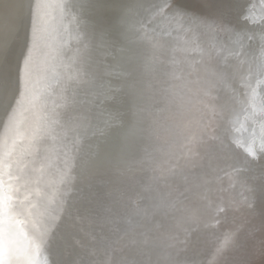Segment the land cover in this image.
<instances>
[{
    "label": "water",
    "instance_id": "water-1",
    "mask_svg": "<svg viewBox=\"0 0 264 264\" xmlns=\"http://www.w3.org/2000/svg\"><path fill=\"white\" fill-rule=\"evenodd\" d=\"M124 1L98 3L97 0H67L65 14L62 15L59 8L49 6L41 8L39 15L34 17L35 0H0V33L5 31V37L0 36V47L4 48L0 50L4 76L0 124L7 121L19 95L20 68L28 51L27 46L32 43L30 35L34 18L40 29L37 87L44 90L41 103H46L48 109L54 104H61L62 97L55 95L57 81L63 80L76 59V67L81 64L82 58L87 59L84 65H88L82 70L83 75L70 87L72 94L68 103H71L75 91L81 92L80 81L85 75L91 74L95 84L112 81L110 93L93 91L88 112L82 114L91 122L81 138L88 149L96 153L93 157L96 179H85L76 190L73 206L76 212L79 206L82 210L67 217V223L61 216L65 217L62 214L67 210L71 186L68 194L62 197L65 211L59 214L45 248L47 264L78 263L83 251L85 255L90 254L89 264L101 263L98 257H106L107 251L98 257L93 256L99 252V246L105 243L106 237H110L109 231L116 232L114 242L119 245L117 250L127 248L129 237L133 231L139 230L143 222L139 214H144L140 210L153 213L152 217H161L160 221L150 226L156 227L151 228L150 236L153 246L163 252L153 258L144 255L137 264H192L197 260L193 253L199 251H203L204 259H208L215 245L226 234L233 243L221 255L219 264H264V156L258 154L256 160L245 158L242 150L232 145L229 131L226 128L222 130L220 120L209 132H204L210 134V140L202 148L211 144L215 135H221L225 143L219 140V136L218 144L204 150L199 157V163L208 165V176H215L212 184H216L218 197L214 207L207 206L206 211L201 213L202 222L210 221L217 210L224 209L217 213V230L205 231L210 232L208 239L190 240L189 248L180 254L171 249L172 245L164 244L174 236L181 237L175 223L186 220L191 211L190 205H182L188 197L181 187L184 186V178L187 179L185 176L179 183L181 186L171 192H167L170 186L166 185L167 177L174 174L171 171L161 174L158 170L144 185L153 164L149 156H155L154 161L159 162L157 157L165 151L161 141L151 145L153 134L162 135L171 144L174 141L176 144L183 142L185 134L176 131L186 118H191L193 127L195 121H201L212 112L209 110L213 108L212 104L214 109H218L225 101L224 107H228V102H233L232 96L240 100L241 93L244 97L245 89L239 87L242 79L248 77L244 70L251 71V80L261 78L257 74V66L260 53L264 50V0H231L233 7L230 5V9L229 0H172L170 10L163 0H135L130 10L125 9ZM175 3L187 13L181 24L173 19ZM160 7L161 14L158 13ZM193 17L195 20L191 19ZM132 18L136 21L131 22ZM169 32L171 35H168ZM106 36L111 45L118 44L117 53L124 51L128 62L106 51L107 45L104 47L103 44V41L108 43ZM102 52L105 61L96 62ZM136 59L141 64L135 63ZM127 63L129 67L125 66ZM100 65H104L105 72L98 74ZM177 76L179 79H176ZM228 86L235 90L234 93L229 91L231 95L225 91ZM144 91L147 92L144 94ZM164 103L168 105V110L164 108ZM229 107L236 108L234 104ZM154 108L158 111L152 112ZM239 120L243 122L242 118ZM159 125L160 130L157 129ZM169 150L166 149V155ZM101 153L107 156L102 159ZM131 159L147 163L139 169L143 174L137 177V182L131 188L126 187L128 194L121 201V195L116 190L118 179L114 181L111 175L117 170L122 177ZM106 161L107 166L104 164ZM174 163L171 160L168 164ZM114 164H117V169ZM199 167L200 164H194L187 168L195 171ZM241 167L248 170L240 171L235 176L234 187L229 188L226 180L230 179L225 178L229 173L227 171ZM187 171L180 170V174L186 175ZM198 177L199 174L188 185H193ZM96 180L100 181V185ZM143 185L144 191L147 189L151 193L149 201L146 200V206L139 210L135 208L131 214L127 213L136 204L138 195L142 194ZM248 187L255 189L251 194L254 204L251 208L245 204L249 196ZM175 193L181 201L173 202L172 195ZM117 198L115 205L112 201ZM112 206H118V210L113 212ZM167 213L168 220L161 221ZM93 246L97 247L93 250Z\"/></svg>",
    "mask_w": 264,
    "mask_h": 264
},
{
    "label": "snow or ice",
    "instance_id": "snow-or-ice-1",
    "mask_svg": "<svg viewBox=\"0 0 264 264\" xmlns=\"http://www.w3.org/2000/svg\"><path fill=\"white\" fill-rule=\"evenodd\" d=\"M97 2L107 3L109 0ZM65 3L67 0H35L34 17L39 15L41 8L49 6L59 8L63 15ZM163 3L171 7L172 0H163ZM186 16V12L177 9L173 19L181 24ZM191 19L195 20L194 17ZM39 31L34 18L32 43L20 68L19 95L7 121L0 124V264H42V261L47 264L45 248L55 222L64 210L62 197L68 194V185L75 179L72 172L83 145L78 131L81 124L76 123L79 118L66 113L61 119L58 109L64 108V104H54L48 109L46 103H41L44 90L37 87L39 81L35 75ZM260 56L257 74L261 78L256 80L255 86L251 83V74L242 79L241 87L245 89L243 101L232 96L233 104L241 106L240 111L248 121L264 115V99L260 93L261 87H264V50ZM3 89L0 61V101ZM232 123L233 130L239 133L241 129L237 125L243 126L239 118ZM232 142L256 160L257 153H264V128L259 136L255 132L251 138L233 136ZM247 170L243 167L234 169L236 172ZM247 191L249 196L245 204L251 208L254 206L251 194L255 189L248 187ZM220 211L224 209L220 208ZM228 247L230 244L226 237L217 251L222 255Z\"/></svg>",
    "mask_w": 264,
    "mask_h": 264
},
{
    "label": "bare ground",
    "instance_id": "bare-ground-1",
    "mask_svg": "<svg viewBox=\"0 0 264 264\" xmlns=\"http://www.w3.org/2000/svg\"><path fill=\"white\" fill-rule=\"evenodd\" d=\"M83 1H85V0H83ZM134 1L135 0H125L123 2V3L126 2L125 9L130 10V7H132ZM136 1H138V0H136ZM159 5H160V3L158 2L157 6H159ZM174 5H176V10H177L178 9L177 4L175 3ZM230 5L233 7V3L229 2L228 9L231 8ZM172 6H173V3L171 5V7H168L167 9L170 10L172 8ZM143 8L146 9V6H143ZM159 9L160 10L158 13L161 14L162 13L161 7ZM148 11H150L149 8H148ZM114 20H115V18H114ZM254 20H256V18H254ZM134 21H136V18L131 19V22H134ZM184 21H185V19H184ZM190 28L191 27L189 25L188 29H190ZM4 32L0 33L1 37H5ZM32 33H33V29L31 31V35H30L31 40H32ZM114 39H115V37L113 38V40ZM110 40H111V36H110ZM106 41H107V36H106ZM103 44H104V47H106V45H107L106 51H109L111 55L115 56V54H116V56H119V59L125 60V62L129 61V59H126V57L124 55V51H123V53H120L121 51L119 53L116 52V51H118V47H117L118 44L111 45V43H109V42L106 43L104 41H103ZM124 45H125V43H124ZM29 47H30V45L27 46V49ZM3 49L4 48L0 47V50H3ZM98 56L99 57L97 58L96 62H100V61L104 60L103 52L98 54ZM131 57H133V56H131ZM86 60H87L86 58H82L81 64L78 65V67H76V61H77V59H76L74 61V64L72 65V67L69 68V71L67 72V74L63 77V80H61L59 82V79H58L56 89H55V95L60 96V98L62 97L61 98V104L65 105L64 108L60 109L61 117L62 116L65 117L66 113H72L74 116L78 117L79 119L76 121V123L81 124L80 129H78L81 136L86 132V130L88 128H90V123H91L90 120L88 118L84 117L82 114H84V113L87 114V112H88L87 108L90 106V100L89 99H90L91 95H93L92 94L93 91L97 92L99 90V91H101L100 93H102V94L110 93L112 91V86H111L112 81L109 82V81L104 80L103 83L95 84L94 82H96V81L95 80L93 81L92 75L88 74L87 76L85 75L82 78V80L80 81L79 88H81V92L75 91L73 93L74 97L71 100V103H70V101H69L70 104L67 102V100H69L70 95L72 94V90H70V87L75 83V80H77V78H79L83 75L82 70H84L88 65V64L84 65V63H86ZM135 63L141 64L140 62H137V59L135 60ZM260 63H261V57H259V59H258V64H260ZM125 66L129 67V63L125 64ZM98 67L101 69L98 72V74L103 73V71L105 72L104 65H100ZM244 71L247 72L248 70H244ZM35 75L38 79V73L37 72L35 73ZM105 79L107 80L108 77L106 76ZM221 91L222 90L220 89L219 92H221ZM146 92L147 91H144V94ZM260 93H261L262 99H264V87H261ZM7 96L8 95H6V98H7ZM2 98H3V95H2ZM221 104L218 107V109L212 110V112H215V113L210 112L209 115L204 116L203 119H201V121L200 120L195 121L194 125H193L194 129H193V127H191V118H189V119L186 118L185 123L181 126L180 129H178L176 131L178 133L183 132L186 136V138L181 143L176 144L174 141L171 144L170 142H168L169 140H165V138L160 134H158V135L153 134L152 135L151 145L156 144L157 142L161 141L162 147H165V149H164L165 151L160 156L157 157L159 159V162L154 161L155 156H153V155L149 156V160H150V162H153V164H152L148 174L146 175V180H145L144 185L146 184V182H148L149 177H151L153 174L157 173L158 170H159V172L161 171V174L167 173V172L169 173L170 171L172 173H174V174H171L167 177L168 178L167 182H171V180H173L175 178L177 180V177L179 176L178 172H180V170H188L186 172V175L183 173L180 176L181 177L185 176L189 180L191 179L192 176L190 174L192 173V170L188 169L187 167H190L192 165L191 162L193 160H192V158H190L189 154H187V152L185 150L190 149L192 151L191 153L195 154L194 159L197 162L199 160V157L202 156V153H204V150L205 151L209 150L213 146H216L218 144L217 138L219 136H220L219 140L224 144L225 141L223 140V138H221V135H219V136L215 135L212 137V139L215 138V140L211 141L212 142L211 144L208 143L205 146V147H207V149H205V147L202 148L203 144L209 142V140H210V139H208V138H210V134L204 133V132H209L210 128L214 127V125H215L214 123H217V120H220L222 130L226 128L229 131V133L231 130L234 131L233 125H231V123H229V122L231 120L232 114H234V112H236V108H234V110H233L232 107H229L230 105L233 106V102H231V103L228 102V105H229L228 107H224V106H226L225 101H223ZM165 105L166 104L164 103V106ZM212 105L214 106V104H212ZM164 108L168 110V105H166ZM153 111H158V110H157V108L156 109L154 108L152 110V112ZM160 126L161 125H159L157 128L158 130L161 129ZM247 127L250 128L251 131L253 130V132H255L257 136H259L261 129L264 128V115H262L260 117H256L253 120L249 121L247 123ZM155 131H156V129L154 130V132ZM168 132L170 133V131H168ZM234 135L237 136L238 134L234 133ZM238 137H239V135H238ZM232 145L235 148H237L235 144L232 143ZM147 146H149V145H147ZM193 146H194V148H193ZM85 148H87V149H85ZM167 148H169L170 150H169V153L166 155V152H167L166 149ZM237 149H239V148H237ZM113 150H116V148ZM239 150L241 151L242 149H239ZM242 152H243V150H242ZM95 154H96L95 151H91L90 149H88V146L86 144H84V142H83L81 153H80V158L77 159L76 166L73 168V172H72V175H74L75 179L70 185H68V190L70 189V186H71L72 192H70L69 198L67 199V202H66V204H68V205H66L67 210L66 211L64 210L65 212H63V214H62V215H65V217L61 216V219L65 223H67V221H68L67 217H70V215H72L73 212H75L77 215V213L79 214L82 210V206L78 205L79 207H77V212H76V209L73 206V201H74V197L76 194V190L80 187V185L83 182L86 181L85 179H91V178L96 179L94 177V176H96L95 175V172H96L95 169L96 168H95V163L93 161V157ZM243 154H244L243 156L245 158H249L246 153L243 152ZM258 154H263V156H264V153H257V155ZM101 156H102V159H104L107 156V154L101 153ZM137 156H139V155H137ZM171 160H174L175 163L172 165H169L168 163H170ZM107 163H108V161H106L104 163L105 166H107ZM146 163H144V161H141V159H139L137 161L134 159H131L127 163V167L125 169V174H123L122 177H120L122 175V173H119L117 170L113 171L111 178L114 181H117V179H118L119 187H116V190L121 195V201L128 194V191H126V187L131 188L137 182V177H139L143 174V172H141L139 169L141 167H142L141 169H143L145 167ZM114 166L117 169V164H114ZM207 166L208 165H205V169L209 172V170H208L209 168ZM227 172H236V171H234L233 169L230 168ZM236 173H239V172H236ZM158 175H160V173H158ZM155 176H157V175H155ZM227 176H228V174H227ZM227 176L225 178H228ZM187 179H184V181L187 182L188 181ZM228 181L229 180H226V182L229 185ZM96 183L98 185H100L99 180H96ZM144 185H143V190L141 189L142 194L144 191ZM137 186H138V184H137ZM137 186H136V188H137ZM111 187H113V186H111ZM124 190H125V192H123ZM74 191H75V193H74ZM144 192L145 193H144L143 197H142V194L140 196L138 195L137 199L135 200L136 204L133 205L134 207L132 206L133 208L129 209L127 211V213L131 214V212H132L131 210H133L137 206H140V208L146 206V202H144V201H146L151 196V193H148L147 189H145ZM141 200L143 201V203H137L138 201H141ZM77 201L80 202L81 199L78 198ZM117 201H118V198L115 201H112V203L113 204L115 203V205H116ZM112 209H113L112 210L113 212H116L118 210V206L117 207L112 206ZM108 233L111 234L110 237H106L105 243L99 246V248H101V249L99 250V252H97L93 256V258L98 257L102 252L107 251L106 257H104V258L101 256L98 257L99 261H101V263H99V264H119V263H116V262H118L116 260L121 259L122 256H119V252H117L118 251L117 248H113V249H112V247L110 248V243L113 241L111 237H115L116 232L112 233L111 231H109ZM95 247H97V246L92 247L93 250ZM88 250H90V248ZM143 252H144V249L143 250L141 249L137 253L141 254ZM81 258L82 259H80L78 261V263H75V264H81V262H82V264H89V260L91 262L90 254L87 253V255H85L84 251L81 254ZM122 261H123V258H122ZM69 262L70 261H67L65 264H68ZM121 264H123V263H121ZM124 264H126V262ZM135 264H137V263H135Z\"/></svg>",
    "mask_w": 264,
    "mask_h": 264
},
{
    "label": "rangeland",
    "instance_id": "rangeland-1",
    "mask_svg": "<svg viewBox=\"0 0 264 264\" xmlns=\"http://www.w3.org/2000/svg\"><path fill=\"white\" fill-rule=\"evenodd\" d=\"M229 2H231V0H229ZM178 9H179V4H177ZM144 9V8H143ZM184 22V20H183ZM179 55L181 54V52L178 53ZM247 76H249V74H252L251 71H247L246 72ZM261 76V75H260ZM252 78V75H251ZM257 79L260 78H256V79H252L251 83L253 86H255V82ZM241 85V84H240ZM241 87V86H239ZM239 90V89H238ZM229 91L231 93H234V89H229L228 86V91L227 93H229ZM240 90L238 91L239 94ZM241 96V93L239 95V101H243L244 97ZM236 112H234V114H232L231 120L229 123H231V125H233V121L237 120L238 118H242L243 122L241 123L243 126L241 127V125H237V127H240V132L237 133L235 131H230L229 133V139L232 141L233 140V136L234 133H237L239 136H243L245 138H251V135L253 133V130L251 131L250 128L247 127V123L249 122L248 120L244 119V113H242L240 111V105L237 104L236 105ZM232 127V126H231ZM246 129V131H245ZM237 135V136H238ZM194 148V146H193ZM187 152V154H189L190 158H192V162L191 164L194 162L195 166L200 164L199 170L196 171H192V177L189 181L185 182L184 181V186H181V184H179L181 181H183L184 177H181L180 175H182L183 173L180 174V172H178L179 176L176 178L171 180V182H167V186H170L167 190V192H171L173 191L175 188H177V186H181L183 191L186 192V194L188 195L187 197V202L182 204H188L191 207V211L189 213V215L187 216L186 220L183 221H177L175 223L176 226H178L180 232H181V237L176 238V236H174V238L168 239L164 242L165 245H172L171 249L173 251H175L177 254L182 253L184 250H187L189 248L190 245V240L192 241H201L203 240V238L208 239V234H210V232L205 233V231H207L208 229H211L213 231L217 230V227L219 226L217 223L219 221V217L218 216V211L214 214V216H212L211 220L203 223L202 222V216L201 213L203 214L206 211L207 206H213V204L216 205V200H217V187L216 184H212V181L215 180V176H207V170L205 169V165L203 163H199V160L196 162L194 159V154L191 153L192 151L190 149H186L185 150ZM250 158V157H249ZM191 165L190 167L194 166ZM210 172V171H209ZM199 174V179H197V181L193 184V185H188V183L190 181H192L195 176H197ZM205 174V175H204ZM228 174V176H227ZM226 176L231 180H229V188L234 187V180H236L235 176H238L239 173L236 172H229L227 173ZM185 179V178H184ZM201 180V185L199 187V182ZM195 196V197H194ZM194 198V200H193ZM203 198V199H202ZM172 199L174 200L173 202H178L181 201V198L178 197L175 194L172 195ZM206 200V201H205ZM148 201V200H147ZM144 201V202H147ZM137 203H143V201H138ZM214 207V206H213ZM212 207V208H213ZM135 208H140V206H137ZM134 208V209H135ZM170 210V209H169ZM140 212L144 215L139 214V216H142L141 220L143 221L141 226L139 227L138 231H133V234L129 237L130 239L128 240V246L126 248H123L122 250H118L117 252H119V256H122L121 259H117L116 263H125L126 264H135L138 262L139 258L144 256V255H148L150 258H153L154 256H157L159 253L163 252V250H160L159 248H156L153 246L152 244V238H151V228H156L155 225L153 227L152 226L154 223L160 221V216H154L153 213H148L147 211H143L140 210ZM147 213V215H146ZM170 213V212H169ZM165 216H162V220H168V214ZM217 217V218H216ZM139 218V217H138ZM140 220V219H139ZM143 229V230H141ZM133 230H135V227H133ZM117 236V235H116ZM115 236V237H116ZM143 236V237H142ZM115 237H111L112 238V242L110 243V248H118L119 245L114 242ZM226 237L228 238L229 244L231 245L232 242V238L229 235H225L223 236L219 243L217 245H215V247L213 248V251L210 255V257L208 259H204L203 257V251H199V252H195L193 253V255H195L197 257V260L195 262H193L192 264H219L221 261V255L218 253L217 249L220 247V245L222 244V242H224L226 240ZM138 241L140 242L139 245L137 246ZM233 243V242H232ZM173 245H177L175 247H173ZM90 248V247H89ZM143 250L144 252L141 254H138L137 252L139 250ZM226 252V251H224ZM223 252V253H224ZM114 257V256H113ZM183 264H188V263H183Z\"/></svg>",
    "mask_w": 264,
    "mask_h": 264
}]
</instances>
